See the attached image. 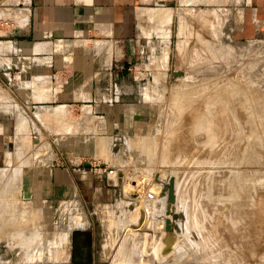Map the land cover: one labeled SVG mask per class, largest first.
<instances>
[{
  "label": "rangeland",
  "instance_id": "rangeland-1",
  "mask_svg": "<svg viewBox=\"0 0 264 264\" xmlns=\"http://www.w3.org/2000/svg\"><path fill=\"white\" fill-rule=\"evenodd\" d=\"M248 1L141 0L144 8H171V16L167 24L154 20L145 30L138 23L143 54L133 62L131 74H137V90L146 100L145 129L114 144L101 135L87 136L110 144L101 150L97 142V151L90 149L84 159L88 171L111 182V197L100 209L108 212L97 216L106 219L98 221V231L104 235L109 227L111 233L102 244L106 257L96 264H264V25L245 6ZM137 67L145 71L140 75ZM209 101L212 109L204 111ZM55 109L62 115H52L63 119L64 109L52 113ZM40 119H48L46 112ZM18 121L6 166H0V205L8 203L0 206V257L23 254L29 260L42 255L41 242L49 241V213L42 215L35 203L20 199L22 177L52 152L34 148L19 135L27 120L19 115ZM214 124L219 126L216 135ZM71 136H57L53 148L58 157L65 153L61 140ZM40 137L46 145L49 136ZM58 162L66 164L61 158ZM170 179L175 195L170 204L174 218L170 216L178 230L166 232L169 203L167 192L160 194ZM15 204L21 207L15 209ZM25 208L34 211L21 217ZM18 216L33 219L26 223L24 237L12 235L23 224ZM83 226L76 215L67 228ZM67 237L54 233L49 244L56 249Z\"/></svg>",
  "mask_w": 264,
  "mask_h": 264
},
{
  "label": "crops",
  "instance_id": "crops-1",
  "mask_svg": "<svg viewBox=\"0 0 264 264\" xmlns=\"http://www.w3.org/2000/svg\"><path fill=\"white\" fill-rule=\"evenodd\" d=\"M0 1V21L14 24L0 28V166L16 136L19 115L27 120L26 131L19 135L34 148L40 145L38 150L52 152L23 175L19 192L22 201L35 203L42 215L49 213V241L41 242L42 255L29 260L23 254L2 256L0 264H96L106 257L102 244L111 233L109 227H104V235L97 228L98 221L106 220L97 216L108 212L100 209L111 197L110 179L86 169L84 159L90 149H98L96 137L87 136L101 135L114 144L145 129L146 100L131 71L143 54L139 31L155 20L148 11L159 8H144L141 0ZM245 6L264 25V0H249ZM170 16L155 22L167 24ZM135 69L140 75L145 71ZM57 107L64 109L61 120L52 115L60 112L52 113ZM43 112L48 119L41 121ZM42 135L49 136L43 146ZM58 135H75L61 140V157L53 148ZM60 158L66 164L58 162ZM76 215L83 228L68 229ZM57 232L68 237L55 249L49 243Z\"/></svg>",
  "mask_w": 264,
  "mask_h": 264
},
{
  "label": "bare ground",
  "instance_id": "bare-ground-1",
  "mask_svg": "<svg viewBox=\"0 0 264 264\" xmlns=\"http://www.w3.org/2000/svg\"><path fill=\"white\" fill-rule=\"evenodd\" d=\"M149 12H151V14H152V18H154L155 20H160V21H161V20H166V19H168L169 16H170V14H171V11H170V10H167V9H153L152 11H148V13H149ZM261 88H262V87H261ZM221 99H222V97H221ZM225 100H226V98H225ZM212 102H213V101H212ZM212 102L209 101V102L206 103V106H205L204 111H205V110H206V111H211L212 106H213ZM222 103H223V99H222ZM224 104H226V102H225ZM218 127H219L218 125H215V124H214V127H213L214 130H212V131H213V133H214L215 135H216V133L218 132L217 129H216V128H218ZM210 130H211V129H210ZM212 131H211V133H212ZM217 134H218V133H217ZM97 142H98V141H97ZM100 142H101V141H100ZM100 142H98V143H100ZM104 142H105V141H104ZM106 142H107V141H106ZM98 143H97V144H98ZM107 143H108V142H107ZM107 143H106V144H107ZM100 144H101V143H100ZM100 144H99V146H100ZM106 144H105V145H106ZM105 145L101 144V146H102V149H101V150H103V149L105 148ZM108 145H110V144L108 143L107 146H108ZM21 146H22V145H21ZM28 146H29V145H28ZM103 146H104V147H103ZM181 146H182V145H181ZM109 148H110V147H109ZM180 148H181V147H180ZM182 148H183V147H182ZM188 148L191 149V146L188 147ZM192 148H193V147H192ZM183 149L185 150L186 148L184 147ZM27 150H28V149H27ZM105 150H107V149H105ZM105 150H104V151H105ZM181 150H182V149H181ZM26 153H27V152H26ZM181 153H182V151H181ZM180 155H181V154H180ZM180 158H181V157H180ZM181 159H182V158H181ZM6 169H8V168H6ZM9 169H11V168H9ZM15 169H16V168H15ZM10 171H11V170H10ZM15 171H16V170H15ZM8 172H9V171H8ZM4 173H6V172H4ZM9 173H10V172H9ZM0 174H1V173H0ZM43 174H44V173H43ZM9 175H10V174H9ZM15 175H16V174H15ZM15 175H14V176H15ZM8 177H9L8 175L5 177L6 180H7ZM16 177H17V176H16ZM9 178H10V177H9ZM46 178H47V177H46ZM3 179H4V178H3ZM20 179H21V178H20ZM10 180H12V178L9 179V181H10ZM9 181H8V184H9ZM6 182H7V181H6ZM20 182H21V180H20ZM246 182H247V180H246ZM246 182H245V184H248V183H246ZM4 183H5V181H4ZM4 183L2 182V184H4ZM12 183H13V181H12ZM3 186H4V185H3ZM8 186H9V185H8ZM0 187H2V186H0ZM13 187H14V185H13ZM14 188H15V187H14ZM130 188H132V187H130ZM0 190H1V189H0ZM4 190H5V189H4ZM7 190H8V188H7ZM10 191H11V189H10ZM10 191H8V193H9ZM13 191H14V190H13ZM2 192H3V191H2ZM4 193H5V192H4ZM12 194H13V195H12ZM12 194H10L9 197H10L11 195L14 196V197H10V198H12L13 202L8 200L9 203H10V202L12 203V206H11V207H13V203H15L13 198L16 197V195H14V193H12ZM15 194H16V193H15ZM7 196H8V195L5 194V198H6ZM0 197L3 198L4 195L2 196V193H1ZM1 198H0V199H1ZM3 199H4V198H3ZM3 199H2L1 201H3ZM6 199H7V198H6ZM6 199H5V200H6ZM8 199H9V198H8ZM163 199H164V198H163ZM5 200H4V202H5ZM15 200H16V198H15ZM161 200H162V199H161ZM4 202H3V203H4ZM16 202L18 203V201H16ZM19 202H20V201H19ZM1 203H2V202H0V204H1ZM11 203H10V204H11ZM29 203H30V202H29ZM164 203H165V200H164ZM7 204H8V203H6V206H5L4 204H2V205H0V206H3V205H4L5 207H7ZM10 204H9V205H10ZM18 204L21 205V203H18ZM31 204H32V203H31ZM9 205H8V206H9ZM15 205H16V204H15ZM25 205H26V203H25ZM27 205H28V204H27ZM160 205H161V203H160ZM21 206H22V205H21ZM21 206H18V207H21ZM9 207H10V206H9ZM16 207H17V205L15 206V209H16ZM18 207H17V208H18ZM26 207H27V206H26ZM158 207H159V206H158ZM164 207H165V206H164ZM1 208L5 209L4 207H1ZM13 208H14V207H13ZM27 208H28V207H27ZM29 208H30V207H29ZM8 209H9V208H8ZM22 209H23V207H22ZM22 209H21V210H22ZM161 209H162V208H161ZM12 210H13V209H12ZM18 210H19V209H18ZM27 210H28V209H27ZM31 210H32V209H31ZM155 210H156V209H155ZM155 210H154V211H155ZM13 211H15V210H13ZM33 211H34V210H33ZM33 211H26V208H25V210L21 211V212H24V215H22V213L20 212L21 215H22L21 217H24V216H25V213H26V217H27V216L29 215V212H33ZM161 211H163V210H161ZM155 212H156V211H155ZM4 213H5V210H4ZM13 213H14V212H13ZM13 213H12V219L14 218V217H13V215H14ZM15 213H16V211H15ZM35 213H36V212H35ZM158 213H160V210H158ZM10 214H11V213H10ZM16 214L18 215V213H16ZM27 214H28V215H27ZM30 214H31V213H30ZM0 215H1V214H0ZM19 215H20V214H19ZM31 215H32V216H30V217H33V214H31ZM2 216H3V215H2ZM15 216H16V215H15ZM18 217H20V216H18ZM21 217H20V218H21ZM26 217L23 218V219L21 218V221H20V222H23V224L21 223L22 225H19V223H18V229H14V232L12 231V235L15 236V232H17V235H18V236H21V235L23 234V232H24V234H25V231L27 230V227H28V226L26 225V223H29V222H30V223H33V222H32L33 219H32V221H31V220H29L30 217H28V219H26ZM2 219H3V218H2ZM4 219H5V218H4ZM16 219H17V218H16ZM16 219H15V220H16ZM24 219H26V220L24 221ZM30 219H31V218H30ZM8 220H9V219H8ZM15 220H14V221H15ZM7 222H8V221H7ZM9 222H10V221H9ZM9 222H8V223H9ZM12 222H13V221H12ZM12 222H11V223H12ZM14 223H15V222H14ZM15 224H16V223H15ZM15 224H14V225H15ZM6 226H8V225H5V227H6ZM19 226H20L21 228H20ZM26 226H27V227H26ZM161 226H162V225H161ZM5 227H4V228H5ZM9 227H10V225H9L7 228H9ZM7 228H6V229H7ZM160 228H161V227H160ZM6 229H4V230H6ZM1 230H2V228H1ZM4 230H3V231H4ZM7 231H8V229L6 230V232H7ZM22 231H23V232H22ZM6 232H5V233H6ZM8 232H9V231H8ZM3 233H4V232H3ZM5 233H4V234H5ZM13 233H14V234H13ZM4 234H3V235H4ZM6 234H7V233H6ZM8 234H10V232H9ZM167 234H168V233H167ZM22 236H23V235H22ZM23 237H24V236H23ZM168 237H169V236H168ZM172 237H173V236H172ZM21 239H22V237H21ZM169 239H170V238H169ZM166 246H167L166 249H170V248H171V245H166ZM166 249H165V250H166ZM127 250H129V249H127ZM125 251H126V250H125ZM130 251H131V250H129V253H131V254L135 253V252H133V250H132L131 252H130ZM125 254H126V253H125ZM251 258H253V257L250 256V259H251Z\"/></svg>",
  "mask_w": 264,
  "mask_h": 264
},
{
  "label": "water",
  "instance_id": "water-1",
  "mask_svg": "<svg viewBox=\"0 0 264 264\" xmlns=\"http://www.w3.org/2000/svg\"><path fill=\"white\" fill-rule=\"evenodd\" d=\"M85 166H87V164ZM104 178H105V176H104ZM109 183L111 184V182H109ZM166 192H167V201L169 203L168 210L166 211V215L167 216L171 215L174 218V215L172 214V212L170 210V204H173L175 202L174 182L172 179H170L169 183L165 184V186H164V188L160 194L161 197H163L164 193H166ZM171 216H170V218L165 219V231L166 232H172L174 227L176 230H178V227L173 222V219Z\"/></svg>",
  "mask_w": 264,
  "mask_h": 264
},
{
  "label": "built area",
  "instance_id": "built-area-1",
  "mask_svg": "<svg viewBox=\"0 0 264 264\" xmlns=\"http://www.w3.org/2000/svg\"><path fill=\"white\" fill-rule=\"evenodd\" d=\"M13 27H14V24H8L7 22H1L0 21V28H13Z\"/></svg>",
  "mask_w": 264,
  "mask_h": 264
}]
</instances>
